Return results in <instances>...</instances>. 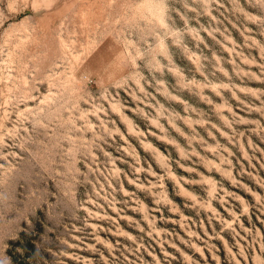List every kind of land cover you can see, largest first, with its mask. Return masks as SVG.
<instances>
[{"label":"rangeland","instance_id":"rangeland-1","mask_svg":"<svg viewBox=\"0 0 264 264\" xmlns=\"http://www.w3.org/2000/svg\"><path fill=\"white\" fill-rule=\"evenodd\" d=\"M0 264H264V0H0Z\"/></svg>","mask_w":264,"mask_h":264}]
</instances>
